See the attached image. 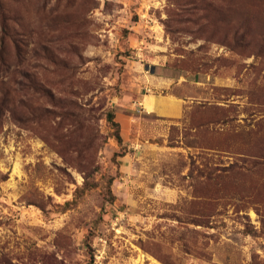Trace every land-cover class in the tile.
Instances as JSON below:
<instances>
[{
	"label": "rangeland",
	"instance_id": "374dc122",
	"mask_svg": "<svg viewBox=\"0 0 264 264\" xmlns=\"http://www.w3.org/2000/svg\"><path fill=\"white\" fill-rule=\"evenodd\" d=\"M0 264H264V0H0Z\"/></svg>",
	"mask_w": 264,
	"mask_h": 264
},
{
	"label": "crops",
	"instance_id": "0c3cea01",
	"mask_svg": "<svg viewBox=\"0 0 264 264\" xmlns=\"http://www.w3.org/2000/svg\"><path fill=\"white\" fill-rule=\"evenodd\" d=\"M189 96L168 94H147L141 101L145 109L160 117L179 118L193 103Z\"/></svg>",
	"mask_w": 264,
	"mask_h": 264
},
{
	"label": "trees",
	"instance_id": "16d2710c",
	"mask_svg": "<svg viewBox=\"0 0 264 264\" xmlns=\"http://www.w3.org/2000/svg\"><path fill=\"white\" fill-rule=\"evenodd\" d=\"M108 120L111 122V124L114 127V136L117 139L118 142H122V136H121V124L115 120V113L113 111H109L108 114Z\"/></svg>",
	"mask_w": 264,
	"mask_h": 264
}]
</instances>
